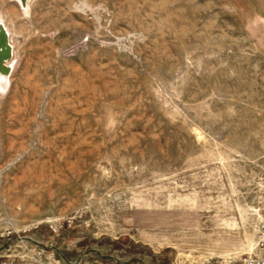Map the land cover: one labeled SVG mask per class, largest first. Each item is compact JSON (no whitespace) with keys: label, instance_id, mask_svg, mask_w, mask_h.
<instances>
[{"label":"rangeland","instance_id":"374dc122","mask_svg":"<svg viewBox=\"0 0 264 264\" xmlns=\"http://www.w3.org/2000/svg\"><path fill=\"white\" fill-rule=\"evenodd\" d=\"M0 22V254L264 256V0H0Z\"/></svg>","mask_w":264,"mask_h":264},{"label":"built area","instance_id":"2783aa9c","mask_svg":"<svg viewBox=\"0 0 264 264\" xmlns=\"http://www.w3.org/2000/svg\"><path fill=\"white\" fill-rule=\"evenodd\" d=\"M62 228L61 223H48V229L53 234H58L60 229ZM39 242L34 243V248L30 247L32 245L27 244V242L21 243L18 247L21 248L18 255L10 256L5 254H0V264H27L26 261L30 260L34 264H42V258H47L50 261H52L53 254L49 253L47 256L44 255V250L41 248H38ZM27 249V251L25 250ZM26 251V254L24 253ZM30 256H28V255ZM28 256V257H27ZM48 261V264H51V262ZM56 264V263H54ZM72 264V263H70ZM228 264H264V256L259 255H251V254H244L242 257H240L238 260H231L228 262Z\"/></svg>","mask_w":264,"mask_h":264},{"label":"bare ground","instance_id":"6f19581e","mask_svg":"<svg viewBox=\"0 0 264 264\" xmlns=\"http://www.w3.org/2000/svg\"><path fill=\"white\" fill-rule=\"evenodd\" d=\"M16 2H18V4L20 5L21 10H23L24 13H26L27 10L29 9V0H16ZM0 25L4 29V33L7 36L8 42L10 44L9 47L7 48L9 53H10V58L7 60L0 61V90H5V88L8 85V74H9V71L11 70V66H12L10 60L13 56V53H12L13 52V46L11 45V43L9 41V32H8L7 26L5 25L4 22H0ZM250 249H252V248H250Z\"/></svg>","mask_w":264,"mask_h":264},{"label":"water","instance_id":"95a60500","mask_svg":"<svg viewBox=\"0 0 264 264\" xmlns=\"http://www.w3.org/2000/svg\"><path fill=\"white\" fill-rule=\"evenodd\" d=\"M9 42L7 36L4 33V29L0 25V61L7 60L10 58V53L8 51Z\"/></svg>","mask_w":264,"mask_h":264}]
</instances>
